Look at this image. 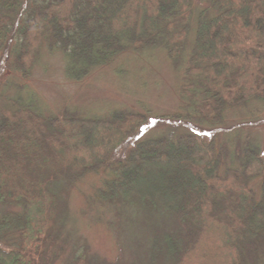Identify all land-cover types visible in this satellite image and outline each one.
Here are the masks:
<instances>
[{
	"label": "trees",
	"instance_id": "obj_1",
	"mask_svg": "<svg viewBox=\"0 0 264 264\" xmlns=\"http://www.w3.org/2000/svg\"><path fill=\"white\" fill-rule=\"evenodd\" d=\"M199 1L180 112L166 116L190 132L133 140L162 122L132 111L46 116L14 98L0 105V207L19 208L0 209V264H51L68 189L99 171L110 177L98 200L141 215L126 264L264 263V152L246 142L229 154L222 128L199 132L228 107L264 101V0ZM192 16V0H0V39L15 40L10 67L25 78L47 42L82 80L148 48L177 62ZM68 264L105 263L82 248Z\"/></svg>",
	"mask_w": 264,
	"mask_h": 264
},
{
	"label": "rangeland",
	"instance_id": "obj_2",
	"mask_svg": "<svg viewBox=\"0 0 264 264\" xmlns=\"http://www.w3.org/2000/svg\"><path fill=\"white\" fill-rule=\"evenodd\" d=\"M192 1L189 35L177 62L163 47L148 48L121 54L110 64L96 68L87 78L77 80L70 76L64 51L51 49L46 42L29 77L25 78L10 67L15 40L8 47L0 39V105L14 98L46 116L67 113L80 118L107 119L117 112L132 111L147 114L150 125L157 119L162 122L141 128L133 140L176 137L190 132L166 116L180 112V87L196 35L198 12L205 7L199 0ZM212 127L222 128L219 140L229 154L246 142L264 152V101L252 100L244 106L228 107L222 123L202 125L199 132L207 137ZM109 177L103 171L88 172L70 186L64 212L55 227L57 245L51 264H68L82 248L105 264L132 261L130 241L142 227L141 215L134 208L98 200L96 191ZM0 209L19 208L6 205ZM142 256L138 254V260Z\"/></svg>",
	"mask_w": 264,
	"mask_h": 264
}]
</instances>
